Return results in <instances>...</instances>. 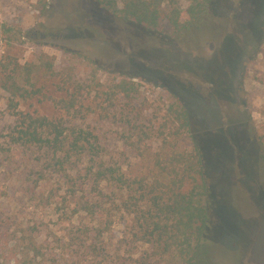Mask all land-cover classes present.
Segmentation results:
<instances>
[{
  "label": "rangeland",
  "instance_id": "374dc122",
  "mask_svg": "<svg viewBox=\"0 0 264 264\" xmlns=\"http://www.w3.org/2000/svg\"><path fill=\"white\" fill-rule=\"evenodd\" d=\"M163 25L151 34L96 0H0V61L11 56L20 71L33 68L42 92L21 109L93 131L100 139L94 160L125 172L141 159L124 144L120 115L136 110L146 126L159 127L169 100L181 99L192 124L181 147L200 145L211 186L197 264H264V0H217L199 27ZM7 27L21 30V43L7 42ZM124 77L138 94L111 103L109 87ZM77 85L84 107L69 115L55 108L51 98ZM7 98L0 87V264L138 258L145 247L128 243L125 190L95 182L89 157L59 163L45 148L11 143ZM85 202L99 204L90 212Z\"/></svg>",
  "mask_w": 264,
  "mask_h": 264
},
{
  "label": "trees",
  "instance_id": "16d2710c",
  "mask_svg": "<svg viewBox=\"0 0 264 264\" xmlns=\"http://www.w3.org/2000/svg\"><path fill=\"white\" fill-rule=\"evenodd\" d=\"M183 1L189 4L184 6ZM216 1L96 0V3L109 15L159 35L164 31L165 20L176 32L199 27ZM5 32L8 43L22 42L21 30L7 27ZM47 65L51 70L52 63ZM17 67L11 56L0 61V87L8 93L7 109L15 118L8 132L9 141L45 148L59 163L73 155L78 159L89 157L97 166L93 172L95 182L112 181L125 190L121 207L131 217L128 243L145 248L138 258L129 262L122 258L119 264H197L199 247L210 222L211 186L200 145L194 141L192 150L181 147L184 136L192 133L190 114L182 100L177 96L169 100L159 127L146 126L136 110L120 115L123 128L128 131L122 134L124 144L141 159L131 172H125L121 167L105 166L94 160L100 153V139L93 131L71 125L64 116L50 117L21 109L23 103L39 95L42 89L32 80V66L25 65L23 71ZM107 94L111 103L118 95L131 100L138 94V87L124 77L114 81ZM51 101L68 115L84 107L79 85L67 97ZM69 136L73 138L69 140ZM62 153L63 156H58ZM85 203L90 212L99 204ZM20 264L28 262L21 260Z\"/></svg>",
  "mask_w": 264,
  "mask_h": 264
}]
</instances>
